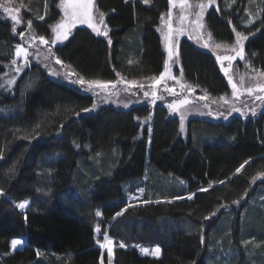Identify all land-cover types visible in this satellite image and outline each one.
I'll return each instance as SVG.
<instances>
[{"label":"trees","instance_id":"trees-1","mask_svg":"<svg viewBox=\"0 0 264 264\" xmlns=\"http://www.w3.org/2000/svg\"><path fill=\"white\" fill-rule=\"evenodd\" d=\"M22 1L26 5L21 7L22 18L31 20L38 32L48 31L55 5L40 20L46 11L43 0ZM5 2L9 5L0 0ZM97 5L106 14L112 45L79 26L56 46L57 56L86 79L158 74L164 54L156 25L167 10V0H151L150 5L140 0H97ZM2 12L0 84L4 85L6 60L18 39L13 21ZM229 12L221 15L212 8L207 13L208 29L219 40L231 39L229 24L236 19ZM262 18L245 51L255 66L264 69ZM179 53L191 85L213 96L228 92L212 54L187 40ZM130 59L134 63L129 64ZM23 82L24 88L0 87V264H100L102 255L108 264L107 251L96 243L102 242L104 233L114 241L112 264H228L227 259L231 264H264L257 246L240 245L242 237L264 240V202L256 199L257 206L242 219L255 189L264 186L257 175L264 173V111L246 120L191 119L183 133L178 118L158 106L146 169L150 121L141 120L148 115L147 106L125 111L104 105L86 114L81 110L93 104L92 96L38 66L32 65ZM245 160L249 163L236 173ZM178 180L184 183L178 186ZM210 183L207 192L198 191ZM138 186L144 188L135 200L141 203L129 205L127 194ZM191 193L195 196L189 200L185 196ZM177 196L185 198L174 199ZM25 199L31 202L26 221L12 203ZM237 200L242 202L233 203ZM122 209L123 214L113 220ZM213 212L215 216L204 219ZM97 225L101 231L96 234ZM14 238L26 243L14 250ZM120 242L126 247L120 248ZM152 245L161 247L159 258L139 256L135 248Z\"/></svg>","mask_w":264,"mask_h":264},{"label":"snow or ice","instance_id":"snow-or-ice-1","mask_svg":"<svg viewBox=\"0 0 264 264\" xmlns=\"http://www.w3.org/2000/svg\"><path fill=\"white\" fill-rule=\"evenodd\" d=\"M127 3L128 0H125ZM216 0H194V2L190 3V0H169V10L168 12L161 13L160 21L162 27L159 29L162 32L163 39L165 42V48L167 50L168 59L164 61V69L160 72L159 76H153L150 79L151 83L149 87L152 89L151 92L143 91L144 97H148L151 95L152 103L154 104L157 99H163V97H158L156 92V87L161 85L167 80H174L180 84L181 92L178 94L174 87L169 88L166 83H164V88L170 94L177 96V99H174L170 104H168V108L172 113L181 112V109L193 103V101L189 100L187 96H183V98H179L184 91L188 93L195 92V89L191 85H186L184 83H180V80L171 74V67L170 62L175 63L176 59L179 57V53L177 50V37L184 34L185 31L189 29L195 33V36H190V38L195 39L197 43H202V47L209 48L211 47L213 51L216 49H220L222 47H227L226 45H222L220 43L210 44L212 34L209 32L207 34L208 38L205 39L204 35L202 34L201 30L205 28L204 23V14L209 7L215 4ZM143 3H149V0H143ZM21 7H26V5L21 4ZM60 7L63 9V17L61 20L56 23L55 25L51 26V30L53 32V38L51 40L46 39L43 35H35L34 33L29 38V47L34 48L35 52L30 53L29 47H25L24 44H16L15 45V54L14 58L10 61L11 65H17L18 59H21L24 66H27L29 61L30 55L34 56L37 60H40L41 56H43V61H48L49 58H54L55 63L60 65L62 68L66 69L65 71L61 72L54 68H49V72L53 76L60 77L62 76L65 80L69 81L70 83L78 85L82 90L92 92L96 96H100L102 93L105 94V98L111 97L113 95H119L120 91L124 92H131L133 88L137 90H144L145 84L137 81V80H127L124 77L120 76V73H116L119 80L112 81V80H100V79H86L84 76L79 75L74 70L71 69L70 65H66L59 57L56 56L55 52L53 51V46L57 45L58 42H62L67 40L72 29L76 27L77 24H86L89 28L92 29L94 33L98 36H104L107 38V43L109 46L112 45V39L109 37L110 29L105 24V13L99 11L96 6L95 0H60ZM179 8V15L177 17L178 25L177 27H173V8ZM0 9H2L3 13L6 14V18H10L11 21L14 22L12 27L13 34H16V25L21 23L19 12L20 8H12L7 6V2L0 3ZM187 13V14H186ZM193 15L195 17L190 23H186L188 21V16ZM251 15V13H249ZM40 20L44 19V16L39 17ZM28 28L31 29L32 21L29 20ZM249 24L252 23V20L248 21ZM103 25V28H101ZM235 32V42L231 46V51L234 55H217L216 59L220 63L221 70L227 76L229 83L231 84L232 88V100L230 101L226 96H220L219 101H221V107L227 105L226 112L225 111H217L215 113L216 118H223L227 120L233 113H239L243 116H248L249 113L251 115H256V107L264 106V70L260 69H253L254 72L257 73V79L254 77L253 79H257L254 87H244V77L241 76L239 84L234 82L233 74L230 73V69L232 68V62L239 57L240 60H245V51H244V41L248 39V36L243 35L241 32ZM19 35L23 38L24 33L20 32ZM37 42L39 45L47 46V54H43L40 51V48L37 46ZM255 55V53H253ZM228 62V66H224V62ZM129 64L134 63L133 60L128 61ZM250 66L246 64V67ZM45 67H48V64H45ZM15 71L19 73L21 71V67H16ZM183 76V69L181 68V77ZM75 77V79H73ZM15 83V77L10 80L6 81L7 86H12ZM119 85H124L122 89L118 88ZM5 85L0 84V87H4ZM31 84H28L27 87H31ZM247 94L249 97H252L254 101H260L261 105H257L256 107L248 108V111H244V109L236 107V101H239L241 95ZM200 100L207 101L208 95H202L199 97ZM216 103V100L212 101ZM124 107H128L127 103H124ZM97 107L96 103H93L90 108H83L81 111L84 113H89L94 111ZM207 107V104L205 105ZM248 105L245 102V108ZM80 113H77L79 115ZM211 114V113H210ZM180 129L181 131L184 130V115L181 112L180 116ZM39 127V125H37ZM63 127V126H61ZM151 132V128L148 129ZM37 135H39L37 133ZM73 143L76 147H79L75 141ZM99 155V154H98ZM249 163V160H245L239 167L235 169L236 173H240L241 170ZM260 177H264V173L257 174ZM257 177H253L255 180ZM181 184L184 181H179ZM220 184H224L225 181H219ZM213 185L210 183L208 188H200L198 191L200 192H207L209 188ZM139 192L143 193L144 189L139 188ZM0 195H3V190L0 189ZM195 196V193L189 194L186 198L192 200ZM135 198V197H133ZM185 197L177 196L174 199L180 200L184 199ZM159 202V201H157ZM170 202V201H169ZM239 200L234 201L233 203L239 204ZM14 206L21 210L24 213L25 221L27 220V212L25 211L30 207V201L25 199L20 202H12ZM145 204L149 203V201H144ZM222 208L227 207V205H221ZM124 209L121 212L115 213L113 216V220L123 214ZM219 211V209L217 210ZM97 216H101L102 213L97 210ZM216 212L211 213L209 216L204 217V219H210L212 216H215ZM96 233H100L101 229L99 225L96 226L94 229ZM204 238L201 236V242L203 243ZM26 241L22 238H14L11 240V247L12 249H17L19 246H23ZM96 243L100 246L101 249L107 250V257H108V264H112L113 258V249H114V241L109 237L107 233L103 235V241L97 240ZM243 244L248 245L252 243V241H242ZM120 248H125L126 245L123 242H120L118 245ZM139 247V246H136ZM260 247V245H257ZM140 251L142 254L151 255L153 257L159 258L161 256V247L156 245L151 249L147 247H141ZM40 253L37 252V255ZM100 264H104V257L101 256Z\"/></svg>","mask_w":264,"mask_h":264},{"label":"rangeland","instance_id":"rangeland-1","mask_svg":"<svg viewBox=\"0 0 264 264\" xmlns=\"http://www.w3.org/2000/svg\"><path fill=\"white\" fill-rule=\"evenodd\" d=\"M7 1H8V4L10 5V6L9 5H7V6L12 7V8H20L19 17H20L21 23L19 25H16V34H13L18 39V43H16V44L22 43V44H24L25 47H29L28 41H29L30 36L33 33L37 36L43 35V36H45L46 39H49V40H51L53 38L54 34L51 30V26L58 23L61 20V18L63 17V9L60 7V0H43V6H44V9H46V11H44L43 16H48L47 15L48 14V7L51 6L52 3H53V5H55V9H56V13H53V15H52L53 17L52 16H50L51 18L49 17L50 18L49 19V27H48V31H46L45 33L38 32V29L33 28V25H31V29L28 28L27 22L29 20L23 19L22 15H21L22 8H21L20 4H22V2H23L22 0H17L18 3H16V4H18V5L12 3V1H10V0H7ZM140 1L143 3V0H140ZM192 2H194V0H190V3H192ZM95 3H96L97 8L99 9V7L97 5V0H95ZM143 4H145V3H143ZM150 4H151V0H149V3H147L145 5H150ZM167 4H168L167 10L163 12L165 14L169 10V0H167ZM12 5H15V7ZM212 8L216 9L217 12L221 15H223L224 11L229 12V10H234L233 12L228 13L229 16L232 13H233V15L235 14V19H236L234 22L231 21L229 24V28L231 31V39H229V41H223V40H219V39L215 38L214 35L212 34V32L208 29L207 22H206V16H207V13ZM99 11H100V9H99ZM172 11H173V27L175 28L178 25L177 17L179 15L180 10L178 7H174ZM0 12H2V9H0ZM249 13H251V15H249ZM3 14L6 17V14L5 13H3ZM221 15H219V16H221ZM262 17H264L263 0H216L215 4H213L211 7H209L204 14L205 28L202 29L201 32L204 35L205 39L208 38L207 34L209 32L212 34L210 44L220 43L222 45H226L227 47H222L220 49H216L215 51H213V49L211 47L204 48V47H202L203 41H201V43H197L195 39L190 38V36H195V33L189 29L188 31H185L184 34H182L176 38L177 39L178 53H179V48H180V44L182 43V41L187 40L188 42L192 43L198 49H201L203 51H206V52H209L210 54H212L215 57V59H216L217 55H234V53L231 51V46L235 42V32L233 31V28H235L236 31L241 32L243 35L248 36V39H249L252 35H254L256 33V31H258L260 29V26H258V25L260 23H262L261 22V20L263 19ZM194 19H195V17L193 15H189L188 21L186 23H190ZM249 20H252L251 24L248 23ZM13 24H14V22L11 23L12 27H13ZM105 24L107 25L106 17H105ZM79 26L87 27L91 32H93L92 29L89 28L86 24H77L76 27L72 29L70 35ZM255 26H257V27H255ZM161 27H162V25H161V21L159 18L158 24L156 25V30L158 32L159 39H160V42L162 45L163 54H164V60H163V65H162V69H161V71H163L164 61L168 59V55H167V50L165 48V42L163 39L162 32L159 30ZM101 28H103V25H101ZM108 28L110 29V27H108ZM20 32L24 33L23 38L19 35ZM94 34H96V33H94ZM100 37H103L107 40V38L104 36H100ZM247 40L244 41V51H245V44H246ZM63 42L64 41L58 42L57 45H60ZM16 44H14V45H16ZM57 45L53 46L54 52H55V48ZM37 46L40 48V51L43 54H47V46L39 45L38 42H37ZM29 52L34 53L35 49L29 47ZM14 54H15V48H14L13 52L11 51L10 55L8 56V60H6L8 69L6 71L4 70L5 74H3V76H2V82L4 83L6 89L13 90L17 84H18V86L21 85L22 88L26 87L23 84L24 83L23 78L25 79L26 76L30 73L32 65H36L41 70H43L48 76H50L54 79L60 80V81H64L65 83H67L69 85L77 86L84 93H89L93 98V103L97 104L96 109L94 111H91V112H95L96 110H98L100 107H102L104 105H111L117 109H124V110H127L131 107H138V106H144V105L147 106L148 107V115H147V117H145V119H142L141 122L145 123L146 120H149L150 123L148 125H149V128H151V129H152V121H153L154 111H155V108L158 106L164 108L169 117H177L179 120V127H180V123H181V121H180L181 112L183 113V115H184V130L181 131L183 133L189 128L188 125H189V121L191 119H199L201 121L210 120L213 123H217L220 121L225 122V121L230 120L234 117H239L242 120H246L249 118H257V116L261 112L264 111V106L256 107L257 105H261L260 101H254L252 97H249L245 93L244 95L240 96L239 101H236V107L242 108V109H244V111H248V108L256 107V115L253 116L249 113L248 116H243L239 113H233L227 120H225L223 118H216L215 113L217 111H225L226 112V109H227V105H224V107H221L222 102L219 101V97L220 96H226L230 101L232 100L231 84L229 83L227 76H225V74L221 70L220 63L217 61V59H216V62H217V65L219 67V70H220L222 76L224 77V79L228 85V92L221 94V95H218V96L210 95V93H208L206 90H204L200 87H197V86H193L187 81L186 75L184 72V68L182 65L180 53H179V57H178V59H176L175 63L170 62L171 74L173 76H176L180 80V83H184L186 85H191L195 89V92H193V93H188L187 91H184L183 94L179 97V98H183V96H187L189 98V100L193 101V103L190 105L184 106L181 109V112L172 113L168 108V104H170L174 99H177V96H174V95L170 94L169 92H167L164 88V83H166L169 88L174 87L176 90V93L179 94L181 92L180 84L174 80H167L164 83H162L161 85L156 87L155 90L157 92V96L163 97V99H157L155 101V103L153 104L151 95H149L148 97H144V95H143V91H149V92L152 91V89L149 87V84L151 83L150 79L128 78V77H125V76L120 74V76L124 77L127 80H137V81L144 83L145 89L144 90H137V89L133 88L131 92L120 91L118 96L113 95L111 97L105 98V94H103V93L100 96H96L92 92L82 90L78 85L70 83L69 81L65 80L62 76L57 77V76L51 75L49 72V68H54V69L61 71V72L66 70V69L62 68L60 65L56 64L54 58H49L48 61H43V56H41L40 60H37L36 58H34V56L30 55V57H29L30 62L28 63L27 66L23 65V62L21 59H18L17 65H11L10 61L14 58ZM55 54H56V52H55ZM56 56H57V54H56ZM46 63L48 64V67H45ZM65 64L68 65L67 63H65ZM246 64H248L250 66L246 67ZM224 66L225 67L228 66L227 61L224 62ZM16 67H21V71L19 73H17L15 71ZM181 68L183 69V76L182 77H181ZM253 69L264 70L262 68H259L258 66H255L253 64V62L251 61V59L246 55V51H245V60H240L239 57H237V59L232 62V68L230 69V73L233 74L234 82H237L239 84L240 78H241V76H243L244 77V87H254L255 83L257 82V79H259V78L257 77V73L253 71ZM160 72L154 76H159ZM13 77H15V83L10 87L7 86L6 81L12 79ZM151 77H153V76H151ZM151 77H148V78H151ZM254 77H256L257 79H253ZM73 79H75V77H73ZM119 79H120V77H118L116 75L115 78L112 79V81H116ZM27 81H28V79L25 80L26 84H27ZM105 81H107V80H105ZM123 87H124V85L118 86V88H120V89H122ZM205 94L208 95V100L207 101L200 100L199 97L202 95H205ZM213 100H216L217 102L213 103L212 102ZM245 102L248 105L247 108H245ZM124 103H127L128 107H124L123 106ZM206 104H207V107H205ZM91 112H89V113H91ZM86 114H88V113H86ZM151 136H152V131L149 132V136H148V148H147L148 150H147V161H146L147 167H146V169L149 166L148 158H149V151H150ZM258 178L264 179V177H258ZM179 181L180 180H178L176 182H177L178 186H181L182 184ZM171 184L173 186H175L173 181H171ZM252 185H253V183H252ZM136 189H137L136 193L134 190L133 193L129 192L127 194L126 198L129 201V205L141 203V201H135V200H137V198L141 197L143 195L144 191H143V193L139 192L138 191L139 186ZM142 189H144V188L142 187ZM188 195L189 194H187L185 197H187ZM133 197H135V198H133ZM256 199L261 200L262 203L264 202V186L263 185L262 186L259 185V187H257L255 189L253 197L251 199H249L248 206L246 207L245 210H243L242 219H244V216H245L247 211H249L250 209H253L254 207L257 206L255 203H253ZM241 202H242V200L240 201V203ZM242 241H252V243H249L248 245H253V246L260 245V247H258L259 248L258 250H261V256L264 258V240H258L254 237H246V238L242 237L240 245L242 246V248L244 246V248L248 249L251 247H248V245L243 244ZM20 247H22V246H19L18 248H20ZM140 247H147V248L151 249L152 247H154V245H152V246H140ZM104 250H106V249H104ZM140 255L144 256L145 254L140 253ZM244 256H246V254H244L243 257ZM227 260L229 262L228 264L232 263V260L231 261H230V259H227Z\"/></svg>","mask_w":264,"mask_h":264},{"label":"built area","instance_id":"built-area-1","mask_svg":"<svg viewBox=\"0 0 264 264\" xmlns=\"http://www.w3.org/2000/svg\"><path fill=\"white\" fill-rule=\"evenodd\" d=\"M137 191V190H136ZM141 251H140V248L138 249V254L140 255Z\"/></svg>","mask_w":264,"mask_h":264},{"label":"bare ground","instance_id":"bare-ground-1","mask_svg":"<svg viewBox=\"0 0 264 264\" xmlns=\"http://www.w3.org/2000/svg\"><path fill=\"white\" fill-rule=\"evenodd\" d=\"M126 111V110H125Z\"/></svg>","mask_w":264,"mask_h":264}]
</instances>
